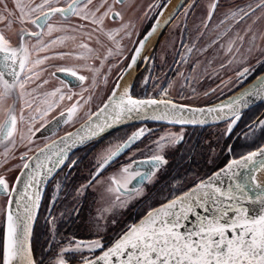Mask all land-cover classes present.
I'll list each match as a JSON object with an SVG mask.
<instances>
[{
  "label": "snow or ice",
  "instance_id": "1",
  "mask_svg": "<svg viewBox=\"0 0 264 264\" xmlns=\"http://www.w3.org/2000/svg\"><path fill=\"white\" fill-rule=\"evenodd\" d=\"M125 0H14L10 8L6 0H0V144H4L3 162L0 167V264H264V118L251 120L246 125L245 139L257 146L243 154L228 159L203 177L192 179L173 177L172 189L153 205L126 221L113 234L108 233V223L115 225V215L126 209L130 200L141 193L145 181L152 179L155 172L167 161L160 154L136 159L130 154L124 162L119 158L129 151L150 130L139 128L126 139L116 137L108 140L88 161L85 182L72 189L76 196H83L89 188L103 189L100 199L103 206L84 222L85 228L94 236L92 239L65 238L60 235L57 218L53 216L60 193L68 184L69 174L80 163L73 150L89 143H98L108 130L129 121H157L173 125L204 124L213 122L226 124L222 135L231 133L257 103H264V71L247 83L257 68H264V31L256 32L252 25L240 31L237 26L260 11L264 17V0L253 7L228 5L220 18L213 23L217 0L207 5L206 17L197 27V38L185 43L181 35V52L178 64H188L193 53V72L201 64L199 55L215 50L216 57L208 61L211 65L223 54L219 64L221 70L235 72V81L221 80L223 88L229 84V92L240 88L235 95L205 106L181 103L170 95L176 81L157 91H145L142 96L132 93L129 82L121 88L124 76L133 69L148 39L162 27L159 17L151 29L133 42L130 62L121 64L126 51L124 40L131 39L135 25L121 22L123 15L116 4ZM152 7L151 5L149 6ZM167 4L157 5L163 14ZM196 0L188 5L185 19ZM62 19L53 23V17ZM171 16L163 25L171 22ZM16 25H19L18 30ZM6 30V31H5ZM184 31H187L185 25ZM62 33V35H59ZM210 33V34H209ZM208 35V41L197 47L200 39ZM139 37V33H137ZM71 41L76 50L64 51L66 42ZM94 43L95 46H91ZM61 46V50H55ZM75 59L81 64L51 63V61ZM149 59L148 57L144 58ZM254 61V63H253ZM235 65V68L232 66ZM119 66L114 86L104 92L93 110L92 100L99 85H107L113 67ZM56 73L74 77L81 88L73 92L71 82L60 81L59 87L50 90L45 86L49 80L43 75L47 68ZM107 68V71H102ZM87 72L89 75L81 74ZM183 85L191 87L196 80L178 71ZM207 75V73H205ZM91 83L85 86V81ZM247 84L246 87L244 85ZM217 89L203 93L205 98ZM195 94V89L192 88ZM87 93V95H85ZM180 96V91L177 92ZM181 99L185 97L181 96ZM56 113V115H51ZM83 113V115H81ZM264 116V113L260 114ZM51 118L49 119V117ZM79 123V127L76 124ZM72 127V131L51 139L60 126ZM49 131L48 140L42 146L36 143V134ZM257 129L260 137L256 138ZM19 135V141H17ZM183 139V128L178 133L169 132L154 143L157 149L164 142H179ZM23 149L22 151H19ZM229 152L232 151L229 146ZM19 164L9 165L17 159ZM32 153L29 155V153ZM212 163V160H209ZM67 168L62 177L60 173ZM18 170L14 178L6 173ZM51 186V203L46 223L51 227L48 247L37 257L32 249L33 222L37 217L42 193ZM69 195L65 192V197ZM127 197L128 199H124Z\"/></svg>",
  "mask_w": 264,
  "mask_h": 264
},
{
  "label": "flooded vegetation",
  "instance_id": "2",
  "mask_svg": "<svg viewBox=\"0 0 264 264\" xmlns=\"http://www.w3.org/2000/svg\"><path fill=\"white\" fill-rule=\"evenodd\" d=\"M172 1L173 0H125L123 4L115 5L116 10L122 13L123 20H118L115 23L108 20L106 23L113 27L118 26L121 22H131L135 25L131 39L129 40L126 38L124 40V45L128 51H126L121 64L126 67L127 63L130 62L129 53L134 51L133 42L135 41L138 43V38H143V36L151 29L152 24L157 22V17H159L161 23H163L162 21L167 20L170 16L172 17L171 22L167 25H163L158 34L156 33L154 35L152 44L149 45L150 42L145 44L136 64L134 65L135 76L131 91L136 96H142L145 91V78H148L146 90L149 93L157 91L160 86L167 87L170 81H176L177 83L175 86L170 89V95L175 100L182 103L185 99H181V96L187 97L186 94H194L192 88L196 90L195 95H203V93L209 89L218 90V86L221 85V80L227 82L228 79L231 78L235 81V72L230 69L221 70L219 68V64L224 59L223 54L215 59V61H219L218 63L215 64L214 62L210 65L208 61L213 60L216 57L215 50H212L206 55H199L202 64L197 68L201 71V79L197 80V77V81L195 80L191 87L183 85V78L178 77L176 74L178 71H182L190 79L196 75L195 72H193L191 64L197 59V53H193L192 60L188 64L177 63V61L180 60L179 54L184 51L180 43L181 35L183 33L185 43H191L197 38L198 33L196 29L198 26L202 28L200 21L205 18L207 14V12H205L207 10V0H196L197 7L188 12L187 19H185V11L192 0H177L172 10L167 14L161 15L160 11L157 10V5H168ZM6 2L11 8L14 0H6ZM24 2H27V0H24ZM96 2H98V0H96ZM107 2L111 4L113 3V0H107ZM217 3L220 4V7L216 10V16L213 19V23H216L221 14L227 10L228 5L245 7L248 4H252L253 7H255V5L259 3V0H217ZM150 5L152 6L151 8L149 7ZM165 8H163V12ZM259 12L260 11H257L256 15ZM257 17L259 16L257 15ZM253 18L254 17H250L249 19L242 21L235 31H240L242 34L243 29L249 25H252L253 28V26L256 25L252 24ZM61 19V17L56 16L53 17L52 22L57 23ZM185 25L187 31H184ZM18 27L19 25H16L17 30ZM0 29H4L3 23H0ZM137 33H139V37L137 36ZM209 34H206L203 39L199 40L197 47L203 46L208 41ZM59 35H62V33ZM91 46H95L94 43ZM55 50H61V46H58ZM62 50L79 51V49L74 48V44L71 41L66 42V47H63ZM145 57H148L149 59L145 60ZM51 63H65L71 66L81 64L82 61L66 59L65 61H51ZM203 64L204 66H201ZM235 67V65L232 66V68ZM114 68H118L114 74L116 76L119 73V66H115ZM205 68L207 70H204ZM102 71H107V68ZM261 71H264V68L258 67L253 76L249 77L247 83H250L252 79L255 78V75H259ZM50 72H55V69L49 67L47 68V72L43 74L45 78L49 80V84L45 86L47 89L50 90L52 87H59L60 81L63 80L66 83L71 82L72 85H77L76 87H72L73 92L79 93L81 91V88L78 86V82L74 77L68 76L65 73H56V75L50 76L48 75ZM205 73H207V75H205ZM81 74L89 75L87 72H81ZM110 76L111 74L109 77ZM109 77L107 85L101 83L99 85V90L94 92V98L92 100L93 107L100 101L101 95L110 88ZM90 83V80L85 81V86ZM246 85L247 84H245L244 87ZM231 87L232 85L229 84L227 88L223 89V91L226 90L224 95L220 94L218 98L208 100L205 103L208 105L218 103L219 100L226 99L228 95H233L240 91V88H236L234 91L229 92L228 89ZM178 91H180V96L177 95ZM85 95H87V93H85ZM205 103L195 106L203 107L205 106ZM261 113H264V103L247 111L244 118L237 124V126H235L234 130L226 135H222V133L226 131V124L223 122L206 127H180L158 123H145L129 125L118 129L117 131H120L119 137L125 139V134H131L136 129L146 128L150 130V134L146 133V136L141 138V141H138L129 151L125 152L124 155L119 158L118 163L124 162L132 153L136 154L135 158L138 160L154 155L157 149L154 142L161 137V134L165 131L178 133L181 131V128H183V139L179 142H170L172 148L164 149L165 152L161 155L165 157L167 162L160 166L151 180L144 182L141 193L130 200L128 207L126 209H120V212L115 215L114 219L117 221L115 225L111 223L112 218L109 219L108 233L113 234L117 232L124 222L130 221L136 217V214L145 210L149 203L155 205L156 202L164 196H167L172 189L173 177L192 179L195 176L203 177L206 173L210 175L211 171L216 170L218 167H223L228 159H232L234 156L243 154L248 150H253L257 144L264 142L257 139V144H253L251 139H245L244 136V133L247 131L246 125L249 124L251 120H256L258 117L264 118V116L260 115ZM53 115H56V113ZM50 118L51 117H49V119ZM63 127L64 125H61L59 130ZM65 132L66 131L62 134ZM48 135L49 132L42 136L38 132L36 134V142L38 143L39 139ZM260 135L261 134L257 129L256 138H259ZM106 136H104V138ZM57 137V135H54L52 138L55 139ZM96 145L97 143H89L74 152V158L80 157L81 163L69 174L68 181L66 182L68 187L60 193V201L55 204L53 216L57 218V224L60 227V235L68 239L73 237L84 240L94 238V236L85 228L84 222L88 221L90 217L95 214V209L103 206L104 201L100 199L103 189L93 191V189L89 188L83 196L79 197L75 195V192L72 191V189L79 187L80 184L85 182L84 177L88 174V161L92 159L93 155L91 149ZM2 146H4V144H0V147ZM229 146L232 148L231 152L228 150ZM210 159L212 160V163H209ZM66 172H68L67 168L60 173V176L62 177ZM65 192L69 193L67 197H65ZM50 197L51 186L49 185L43 194L33 231L32 249L37 257H39L42 250L48 247L47 241L50 238L49 229L51 226L46 223V218H48L49 213V205L51 203ZM124 199L127 200L128 198L124 197ZM45 260L47 264V257Z\"/></svg>",
  "mask_w": 264,
  "mask_h": 264
},
{
  "label": "rangeland",
  "instance_id": "3",
  "mask_svg": "<svg viewBox=\"0 0 264 264\" xmlns=\"http://www.w3.org/2000/svg\"><path fill=\"white\" fill-rule=\"evenodd\" d=\"M207 3H206V8H207V5H209L210 3H211V0H207L206 1ZM205 12H207V10L205 11ZM257 15L260 17L261 16V12H259V13H257ZM257 15H256V17H257ZM256 17H254L253 18V20L254 19H256ZM256 25L255 26H253V30L254 31H256V32H261V31H264V17H261L259 20H257L256 21V23H255ZM254 25V24H253ZM245 29V28H244ZM242 34H243V32H242ZM208 54V53H207ZM206 55V54H205ZM219 62V61H218ZM217 61H215V64L216 63H218ZM202 64V63H201ZM201 66H204V64L203 65H201ZM118 68H114L113 67V69H112V71H111V76L109 77V87L111 88L112 86H114V84H113V81L116 79V77H117V75L115 76L114 74H115V72H116V70H117ZM198 68H196V70H197ZM210 69V68H209ZM195 70V74L196 75H194V76H196V78H197V80H200L201 78V76H200V74H201V71L198 69L197 71ZM204 70H207L206 68L204 69ZM229 70V69H228ZM196 72H199V73H196ZM207 79H209V78H207ZM196 80V81H197ZM224 89V88H223ZM221 89L219 88L215 93H213L211 96H209V97H207V98H205L202 94H186V96L187 97H185V100L182 102V103H187V104H190V105H192V106H195V105H200L201 103H205V102H207L208 100H213V99H216V98H218L219 97V95L221 94ZM226 91V90H225ZM225 91H223V92H225ZM103 95H104V93L101 95V98L103 97ZM99 99V98H98ZM99 103V102H98ZM97 103V104H98ZM96 106V105H95ZM95 106L93 107V110H94V108H95ZM54 113H52L51 115H53ZM81 115H83V113H81ZM51 117V116H50ZM81 121H79L77 124H79ZM77 126V125H76ZM70 130H72V127H69V126H64L63 128H61L59 131H57L56 133H55V135H57V136H59V135H61L64 131H66V132H68V131H70ZM165 131V130H164ZM166 133H169V131H165L164 133H162L161 134V136H163V135H165ZM49 136V135H48ZM54 135H52L50 138L51 139H53L52 137H53ZM120 136V131H114V132H112V133H110L109 135H107L102 141H100L99 143H97V145L95 146V147H93L92 149H91V151H92V153H93V155H92V159H93V157H94V154L102 147V146H104V144L108 141V140H112V139H114V138H116V137H119ZM47 137V136H46ZM17 141H19V135H17ZM39 142L37 143L38 145H40V146H42L44 143H47L48 142V140H46V139H44V138H42V139H39L38 140ZM4 147H5V145L4 146H2V147H0V163H2L3 162V159H4V157H3V155H2V153H3V150H4ZM165 148H172V145H171V143L170 142H168L167 140L164 142V144H163V146H162V148H160V149H156V152H155V154H163V152H165ZM23 149H20L19 151H22ZM19 151L17 152V159H12V160H10L9 161V165H16V164H19L20 163V161H19V159H18V156H19ZM32 153L30 152L29 153V155H31ZM0 173H4V168L3 167H0ZM16 174H18V170H15V171H11V172H8V173H6V175H8L10 178H14L15 177V175ZM95 211H96V209H95ZM120 212V210L117 212V213H119ZM111 219V218H110Z\"/></svg>",
  "mask_w": 264,
  "mask_h": 264
},
{
  "label": "water",
  "instance_id": "4",
  "mask_svg": "<svg viewBox=\"0 0 264 264\" xmlns=\"http://www.w3.org/2000/svg\"><path fill=\"white\" fill-rule=\"evenodd\" d=\"M163 22V21H162ZM162 24V27H163V23H161ZM162 27H160V28H158L157 30H156V32L148 39V41H147V43L146 44H148L150 41H153V39H154V35L157 33L158 34V32L161 30V28ZM133 71H134V74H135V67H133V69H132ZM132 70H130V71H132ZM130 71L128 72V74L130 73ZM127 74V75H128ZM127 75H125L124 76V78L127 76ZM133 79H134V77H133ZM133 82V81H132ZM251 83V82H250ZM247 86V85H246ZM245 86V87H246ZM233 95H235V93L233 94ZM227 99V98H226ZM260 104H262V103H257L255 106H257V105H260ZM255 106H253V107H255ZM252 107V108H253ZM145 123H158V124H164V125H169V126H180V127H206V126H211V125H216V124H220V123H222V122H213L210 118H208V120H207V122L206 123H204V124H195V125H192V124H187V125H183V126H181V125H173V124H169V123H167V122H157V121H151V120H147V121H139V120H136V121H129V122H125L124 124H121L120 126H117V127H114L113 129H110V130H108V134H110V133H112V132H114V131H116V130H118V129H121V128H123V127H126V126H129V125H134V124H145ZM76 127H79V125H77ZM73 130V129H72ZM72 130H70V131H72ZM48 132L49 131H47V130H45V129H42L40 132H39V134L42 136V135H44V134H48ZM107 134V135H108ZM64 134H62V135H60V136H63ZM106 136V135H105ZM56 139V138H55ZM83 147V146H82ZM81 147H78V148H76V149H74L73 150V152H75L76 150H78V149H80ZM262 176V174H260V177ZM261 179V178H260ZM43 194L44 193H42V197H43ZM41 201H42V198H41ZM40 204H41V202H40ZM40 208V207H39ZM38 211H39V209H38ZM38 211H37V215H38ZM37 218V217H36ZM35 223H36V219H35V221L33 222V231H34V227H35ZM32 239H33V235H32V237H31V245H32Z\"/></svg>",
  "mask_w": 264,
  "mask_h": 264
},
{
  "label": "bare ground",
  "instance_id": "5",
  "mask_svg": "<svg viewBox=\"0 0 264 264\" xmlns=\"http://www.w3.org/2000/svg\"><path fill=\"white\" fill-rule=\"evenodd\" d=\"M177 0H173L171 3H169L167 5V7L164 9L163 14H167L168 12H170L172 10V8L174 7V5L176 4ZM152 44V41H150L149 45ZM135 76L134 71H130V73L123 79V81L121 82V88H123L125 85H127L129 82H131V84L133 83V77ZM261 180H264V174H262V176L260 177Z\"/></svg>",
  "mask_w": 264,
  "mask_h": 264
},
{
  "label": "trees",
  "instance_id": "6",
  "mask_svg": "<svg viewBox=\"0 0 264 264\" xmlns=\"http://www.w3.org/2000/svg\"><path fill=\"white\" fill-rule=\"evenodd\" d=\"M0 243H2V240H0Z\"/></svg>",
  "mask_w": 264,
  "mask_h": 264
}]
</instances>
